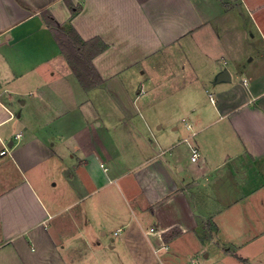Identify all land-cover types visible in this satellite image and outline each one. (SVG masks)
<instances>
[{
  "label": "crops",
  "instance_id": "1",
  "mask_svg": "<svg viewBox=\"0 0 264 264\" xmlns=\"http://www.w3.org/2000/svg\"><path fill=\"white\" fill-rule=\"evenodd\" d=\"M69 1L0 0V264H256L264 0Z\"/></svg>",
  "mask_w": 264,
  "mask_h": 264
},
{
  "label": "trees",
  "instance_id": "2",
  "mask_svg": "<svg viewBox=\"0 0 264 264\" xmlns=\"http://www.w3.org/2000/svg\"><path fill=\"white\" fill-rule=\"evenodd\" d=\"M68 3L75 14L76 7L69 0ZM43 17L57 33L61 49L82 85L85 89L93 88L101 81V78L92 64V58L106 48L105 43L101 40L102 43H95L97 40L83 41L74 28L63 27L48 10L43 11Z\"/></svg>",
  "mask_w": 264,
  "mask_h": 264
},
{
  "label": "rangeland",
  "instance_id": "3",
  "mask_svg": "<svg viewBox=\"0 0 264 264\" xmlns=\"http://www.w3.org/2000/svg\"><path fill=\"white\" fill-rule=\"evenodd\" d=\"M52 182H55V180L54 181H52ZM62 185H61V183H59V185L57 186V187H54V188H56V190H61V193H63V191H65V190H67L68 189V187H65V189H63L62 187H61ZM61 201H62V203H63V205L65 206L66 204H67V201H68V197L67 196H65V197H62L61 198ZM109 251V250H108ZM77 252L81 255V251H80V249H78L77 250ZM250 255V254H249ZM71 258V257H70ZM99 261V260H98ZM98 261H96V264H97V262ZM110 262V257L108 258V256L107 255H105V261L103 260L102 261V263L103 264H105L104 262ZM253 262V261H252ZM255 262H256V264H264V252H263V254L259 257V258H256L255 259ZM261 262V263H260ZM214 264V262L212 261V258H210V262H209V264Z\"/></svg>",
  "mask_w": 264,
  "mask_h": 264
},
{
  "label": "built area",
  "instance_id": "4",
  "mask_svg": "<svg viewBox=\"0 0 264 264\" xmlns=\"http://www.w3.org/2000/svg\"><path fill=\"white\" fill-rule=\"evenodd\" d=\"M213 98V97H212ZM6 150H2L0 153H5ZM199 157V149L196 146H193L192 148V159L196 160Z\"/></svg>",
  "mask_w": 264,
  "mask_h": 264
},
{
  "label": "water",
  "instance_id": "5",
  "mask_svg": "<svg viewBox=\"0 0 264 264\" xmlns=\"http://www.w3.org/2000/svg\"><path fill=\"white\" fill-rule=\"evenodd\" d=\"M231 75L228 70H225L219 75V79H230Z\"/></svg>",
  "mask_w": 264,
  "mask_h": 264
}]
</instances>
